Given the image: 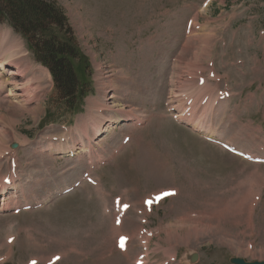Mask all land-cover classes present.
Returning <instances> with one entry per match:
<instances>
[{"label": "rangeland", "instance_id": "1", "mask_svg": "<svg viewBox=\"0 0 264 264\" xmlns=\"http://www.w3.org/2000/svg\"><path fill=\"white\" fill-rule=\"evenodd\" d=\"M50 1L66 18L52 25L54 36L37 28L29 41L0 16L2 56L13 54L9 67L22 63L42 87L39 104L27 109L0 90V179L15 158L19 179L12 175V182L19 184L11 202L21 210L0 213V264H47L54 255L55 264H134L140 251L149 252L147 264L264 260V163L227 152L175 117L187 112L186 99L211 97L212 110H194L201 121L211 112L213 128H203L264 156V0ZM51 37L89 90L75 108L38 55H46ZM222 89L231 97L214 106ZM97 122L103 130L94 135ZM61 145L74 154L54 153ZM88 171L94 183L85 180ZM173 188L177 195L144 211L143 200ZM115 196L127 205L118 226ZM125 233L127 254L116 246Z\"/></svg>", "mask_w": 264, "mask_h": 264}, {"label": "trees", "instance_id": "2", "mask_svg": "<svg viewBox=\"0 0 264 264\" xmlns=\"http://www.w3.org/2000/svg\"><path fill=\"white\" fill-rule=\"evenodd\" d=\"M0 16L8 19L17 31L26 35L27 39L37 28L43 36L45 33L54 36L55 29L52 28V25L62 26L66 21L63 11L50 0H0ZM47 22L48 25L43 27ZM31 44L33 45L32 42ZM54 44L56 45V39L49 38L48 41L44 42V48L47 50L46 55H42L39 51L38 55H41L43 62L51 67L56 87L66 103L70 101L72 105H76L78 97L74 95H76V90L80 88L79 98L83 96V85L71 68L70 57L65 55L66 49L62 47L60 50L54 51ZM35 46L39 47L36 44ZM74 55L72 54V56ZM72 96H74L72 100H67Z\"/></svg>", "mask_w": 264, "mask_h": 264}, {"label": "bare ground", "instance_id": "3", "mask_svg": "<svg viewBox=\"0 0 264 264\" xmlns=\"http://www.w3.org/2000/svg\"><path fill=\"white\" fill-rule=\"evenodd\" d=\"M199 18V17H198ZM194 21V20H193ZM197 21V20H196ZM195 23H197V22H195ZM216 23V22H215ZM194 25V24H193ZM200 25V24H199ZM197 27V26H196ZM195 27V28H196ZM204 27V26H203ZM202 30V29H201ZM7 32H8V29H7ZM191 32V31H190ZM4 33H6V30H5V32ZM192 33H193V31H192ZM197 33V32H196ZM195 33V34H196ZM9 34L10 33H6V34H3V35H5V38H8L9 37ZM202 34V33H201ZM197 36V35H196ZM209 36V35H208ZM214 37V36H213ZM1 38V37H0ZM203 38H205V37H203ZM198 39V38H197ZM207 39V38H206ZM9 40V39H8ZM202 40V39H201ZM201 40H199V41H201ZM5 41H7L6 39H5ZM194 42V41H193ZM206 42V41H205ZM212 42V41H211ZM8 43H9V41H8ZM202 43H203V41H202ZM190 44V43H189ZM198 44V43H197ZM205 44V43H204ZM9 45V44H8ZM13 45V44H12ZM15 45V44H14ZM224 45V44H223ZM7 46V45H6ZM19 46V45H18ZM17 46V47H18ZM21 46V45H20ZM169 46V45H168ZM14 47V46H13ZM210 47V46H209ZM211 48V47H210ZM10 49V48H9ZM20 49H21V47H20ZM143 49V48H142ZM12 50H13V48H12ZM194 50V49H193ZM196 50V49H195ZM11 51V50H10ZM201 51V50H200ZM23 52V51H22ZM196 52V51H195ZM206 52V51H205ZM22 55V54H21ZM18 56V55H17ZM167 56V55H166ZM11 58H13V54H6V56L4 55V56H2V52H1V50H0V90H5L6 91V95H7V98L8 99H10L11 100V103L12 104H15L16 106H18V107H21V108H25V109H27V107H28V105H30L31 103H33V102H36L37 104H39L38 103V101H37V99L40 97V93H41V84H40V82H39V79L41 78H39L38 77V75L37 74H32L31 72L30 73H28V69H27V67L25 66V65H22V63L21 64H19V63H16V64H14L15 66L14 67H9L10 66V62H11ZM21 58V57H20ZM19 58V59H20ZM164 58V57H163ZM25 59V58H24ZM149 59V58H148ZM26 60V59H25ZM24 61V60H23ZM13 62V61H12ZM12 64V65H13ZM24 66V67H23ZM30 66V65H29ZM28 66V67H29ZM9 67V68H8ZM33 68V67H32ZM1 69H3V70H1ZM214 69V68H213ZM128 70V69H127ZM202 70V69H201ZM38 71H40V73H43L44 74V76H49L48 75V71L47 70H43V69H39ZM212 71V70H211ZM43 76V77H44ZM217 76V75H216ZM44 78H46V77H44ZM147 80H149V79H147ZM199 80V79H198ZM210 82V81H209ZM208 82V83H209ZM129 83V82H128ZM154 83V82H153ZM195 83V82H194ZM198 83V82H197ZM211 83V82H210ZM195 85V84H194ZM43 86V85H42ZM190 86H191V84H190ZM208 86V85H207ZM184 87H185V85H184ZM211 87H212V85H211ZM215 87H217V86H215ZM204 88V87H203ZM208 88V87H207ZM209 89H210V87H209ZM192 90V89H191ZM199 90V89H198ZM202 90V89H201ZM105 91H106V93H104V95H103V98L105 99V101H104V103H106V104H110V103H108V98H105V97H107L108 96V93L107 92H109L106 88H105ZM193 91V90H192ZM191 91V92H192ZM208 91V90H207ZM214 91V90H213ZM205 92V91H204ZM188 93V92H187ZM209 94H210V92H208ZM190 94V93H189ZM201 94V93H200ZM203 94V93H202ZM5 95V96H6ZM192 95H194V94H192ZM196 95H198V94H196ZM204 95H205V93H204ZM195 96V95H194ZM199 96V95H198ZM112 97V96H111ZM197 97V96H196ZM112 98H114V97H112ZM195 100V99H194ZM211 100V99H210ZM170 101H171V99H170ZM215 102V101H214ZM172 103V102H171ZM180 103H181V101H180ZM179 103V104H180ZM199 103V102H198ZM106 104H102V106H108V105H106ZM116 104H118V103H116ZM181 104H183V103H181ZM180 104V105H181ZM207 104H210V101L208 102L207 101ZM178 105V104H177ZM31 106V105H30ZM33 106V105H32ZM207 107L209 106H211V105H206ZM215 106V105H214ZM17 107V108H18ZM129 107V106H128ZM186 107V106H185ZM184 107V108H185ZM203 107V110H204V107L205 106H202ZM201 107V108H202ZM206 107V108H207ZM213 107V106H212ZM35 108V110H36V108L37 107H34ZM131 109V108H130ZM135 109V108H134ZM178 109H179V105H178ZM202 110V109H201ZM210 110H212L211 109V107H210ZM184 111V110H183ZM205 111V110H204ZM207 111V110H206ZM208 111H209V109H208ZM180 112H181V110H180ZM201 113H203L202 111H201ZM209 113L211 114V112L209 111ZM208 112H207V114H209ZM132 114V113H131ZM199 114V113H198ZM203 114H205L206 115V113H203ZM202 114V115H203ZM99 115L100 116H103V112H102V110L100 111V109H99ZM201 115V114H200ZM204 115V116H205ZM90 116V115H89ZM129 116V115H128ZM203 116V117H204ZM207 116V115H206ZM212 116V115H211ZM218 116V115H217ZM199 117V116H198ZM202 117V116H201ZM202 117V118H203ZM179 118V117H178ZM185 118H187V119H185ZM185 118H182L183 120H186V123H188V124H190L196 131L197 130H204V131H206V130H208V128H206V129H204L203 128V124H202V122L203 121H201L199 118H195V119H192V118H188V117H185ZM205 119V118H204ZM203 119V120H204ZM207 120V119H206ZM209 121V120H208ZM87 123V122H86ZM210 123V122H209ZM89 124V123H88ZM86 126H87V124H83L81 127L83 128V131H82V133L84 134V132H85V130L87 129L86 128ZM205 126V125H204ZM95 129H93L94 130V135H97V134H101V132H102V125L100 124V122H97V123H95ZM213 128V127H212ZM3 130H4V128H3ZM106 130L107 131H103V132H109L110 131V128H109V126H107L106 127ZM209 131V130H208ZM254 131V130H253ZM1 132L4 134V132L1 130ZM214 133V132H213ZM95 137V136H94ZM81 139H82V136L80 137ZM51 141V140H50ZM84 141V140H83ZM52 142V141H51ZM60 143V142H59ZM58 143V144H59ZM62 143V142H61ZM60 143V144H61ZM68 143V142H67ZM66 143V144H67ZM73 143L75 144L76 142H74L73 141ZM54 144V143H53ZM84 145V144H83ZM55 146V145H54ZM77 147V146H76ZM96 147H99V144H97V146ZM64 148H66V149H64ZM75 149V148H74ZM71 146H66V147H64V146H62L61 145V147H58L56 150L54 149L53 150V152L54 153H63L64 155H67V154H70V153H73L74 154V152H75V150H74ZM14 150V149H13ZM72 154V155H73ZM16 184H18V183H16V181H13L12 182V187L14 186H16ZM5 187V186H4ZM17 194V193H16ZM22 202V201H21ZM145 211V210H144ZM254 211V210H253ZM116 216V215H115ZM126 219V218H125ZM127 224V223H126ZM135 229V228H134ZM142 229V228H141ZM146 234V233H145ZM171 234V233H170ZM188 235V234H187ZM147 236V235H146ZM149 238V237H148ZM145 240H147L146 239V237H145ZM236 244V243H235ZM128 249V248H127ZM175 254V253H174Z\"/></svg>", "mask_w": 264, "mask_h": 264}, {"label": "water", "instance_id": "4", "mask_svg": "<svg viewBox=\"0 0 264 264\" xmlns=\"http://www.w3.org/2000/svg\"><path fill=\"white\" fill-rule=\"evenodd\" d=\"M14 146H16V144H15ZM195 257H196V256H195ZM195 257L192 259L193 261L196 260ZM232 262L235 263V264H263V263H261V262H247V261H245V260L242 259V258H233V259H232Z\"/></svg>", "mask_w": 264, "mask_h": 264}]
</instances>
